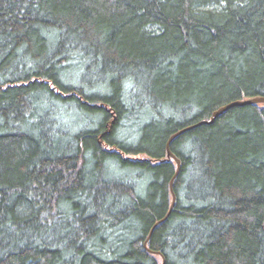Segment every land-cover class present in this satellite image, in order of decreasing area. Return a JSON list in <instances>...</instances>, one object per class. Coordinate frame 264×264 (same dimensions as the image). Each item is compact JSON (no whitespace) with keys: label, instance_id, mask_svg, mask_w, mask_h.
Here are the masks:
<instances>
[{"label":"trees","instance_id":"obj_1","mask_svg":"<svg viewBox=\"0 0 264 264\" xmlns=\"http://www.w3.org/2000/svg\"><path fill=\"white\" fill-rule=\"evenodd\" d=\"M264 0H0V264H264Z\"/></svg>","mask_w":264,"mask_h":264},{"label":"water","instance_id":"obj_2","mask_svg":"<svg viewBox=\"0 0 264 264\" xmlns=\"http://www.w3.org/2000/svg\"><path fill=\"white\" fill-rule=\"evenodd\" d=\"M263 104L264 105V96H254V97H250V98H244V99H237V100H233V101H230L222 106H219L218 108H216L215 110H213L209 116V118L207 119H202L196 123H192L190 125H187L185 127H182L180 128L179 130L175 131L174 133H172L167 141H166V145H165V149H166V159H172L174 160L175 164H176V168H175V171L173 173V175L171 176V179H170V182H169V188H170V192H171V204H170V207L168 209V211L166 212V214L161 218L159 219L158 221H156L150 228V231H149V234L148 236L146 237V239L144 240V247L150 251V252H154V253H157V254H161L159 252H156V251H152L150 249H148L146 247V243L147 241L149 240L150 236H151V233H152V230L153 228H155L159 223L163 222L170 214L173 206H174V202H175V193L173 191V182H174V179L175 177L178 175L179 171H180V167H181V162H180V159L176 157V155L171 151V148H170V145H171V142L174 140V138H176L178 135L182 134L183 132H186L190 129H193L199 125H202V124H211L215 121V119L221 115L222 113H224L226 110L234 107V106H244V105H249V104ZM162 257V262L161 264H164L165 262V258L163 255H161Z\"/></svg>","mask_w":264,"mask_h":264}]
</instances>
